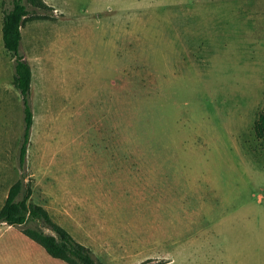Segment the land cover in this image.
<instances>
[{
    "label": "rangeland",
    "instance_id": "obj_1",
    "mask_svg": "<svg viewBox=\"0 0 264 264\" xmlns=\"http://www.w3.org/2000/svg\"><path fill=\"white\" fill-rule=\"evenodd\" d=\"M21 29L32 125L3 48L0 209L9 188L99 264H264V0H42ZM0 224V264H65Z\"/></svg>",
    "mask_w": 264,
    "mask_h": 264
},
{
    "label": "trees",
    "instance_id": "obj_2",
    "mask_svg": "<svg viewBox=\"0 0 264 264\" xmlns=\"http://www.w3.org/2000/svg\"><path fill=\"white\" fill-rule=\"evenodd\" d=\"M31 7L45 11L49 7L42 0H25ZM47 16L44 13H30L22 0H12V6L3 14L1 39L3 48L14 61L13 87L23 98V121L24 130L18 153L20 167L25 162V154L32 125V112L27 101L30 89L31 69L29 64L19 54L21 41V29L31 21L43 20ZM253 132L257 141L264 146V108L258 113ZM30 186L25 188L21 181L14 183L8 190L5 202L0 209V224L7 226H22L28 221H43L49 225L53 235L44 234L40 231L25 228L21 233L40 246L48 256L65 264H99L91 255V252L83 245L75 242L72 237L61 227L52 223L45 209L31 201ZM141 264H152L151 261ZM162 264V263H154Z\"/></svg>",
    "mask_w": 264,
    "mask_h": 264
}]
</instances>
